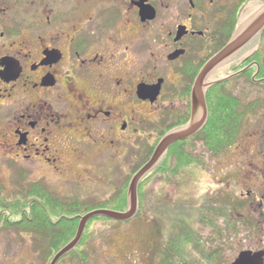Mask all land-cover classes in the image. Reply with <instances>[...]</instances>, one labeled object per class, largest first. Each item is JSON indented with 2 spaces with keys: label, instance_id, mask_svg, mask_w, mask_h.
I'll return each instance as SVG.
<instances>
[{
  "label": "flooded vegetation",
  "instance_id": "af4514ba",
  "mask_svg": "<svg viewBox=\"0 0 264 264\" xmlns=\"http://www.w3.org/2000/svg\"><path fill=\"white\" fill-rule=\"evenodd\" d=\"M177 1L165 6L157 0H0V101L7 102L0 105V117L7 118L0 147L17 177L10 196L0 185V234L25 229L41 264L44 222L36 219L50 215L45 203L58 202L59 195L45 177L31 180L35 171H64L73 157L82 161L92 153L104 159L103 168L107 160L108 167L122 170L126 156L140 146V113L134 107L173 105L169 121L154 123L156 147L191 118L190 76L231 40L246 6L264 3ZM260 36L262 43L264 30ZM152 45L165 50V65H157ZM144 54L150 61L141 65ZM250 67L240 76L247 77ZM173 76L189 82L168 88ZM159 84L155 100L140 97L141 86ZM13 201L25 205L12 213L5 204ZM11 247H5L6 257Z\"/></svg>",
  "mask_w": 264,
  "mask_h": 264
},
{
  "label": "rangeland",
  "instance_id": "374dc122",
  "mask_svg": "<svg viewBox=\"0 0 264 264\" xmlns=\"http://www.w3.org/2000/svg\"><path fill=\"white\" fill-rule=\"evenodd\" d=\"M157 1L165 6L178 3L177 0ZM260 38L261 36L259 40ZM259 40L257 50H264V40L262 43ZM152 46L156 48L157 65H165V50L161 51L157 46ZM103 48L100 46L101 51ZM257 50L246 53L211 74V84L214 85L210 87V100L213 91L219 85L226 84L223 90L231 94L232 98L250 106L245 109L247 115L240 124L236 139L223 151L215 152L207 148L202 137L195 138L197 134L177 142L185 143L183 149L188 155L187 163L183 166L180 161L176 162L171 157V168L175 166L179 170L162 174L159 167L169 151L166 153L139 184L138 211L135 217L128 222L91 220L84 231L79 244L81 246L76 247L74 255L65 256L58 264H159V256L165 243H168L170 236L176 234V224H179L177 221L180 219L186 220L196 239L202 243L206 255L205 264H210L209 260L213 258L214 252L218 253V256L213 264H232L242 252L264 251V83L253 81L258 78V72L249 78L248 75L240 76L244 69L236 70L245 58ZM147 56L148 54H144L141 57V65L150 61ZM120 68L123 69L121 66ZM123 71L125 72L124 69ZM199 72L200 70L196 69L189 81L193 78L196 82ZM171 79L168 88L173 84L185 87L189 82L184 83L175 76ZM123 100L125 110L130 111L132 103L127 101L126 95ZM2 104L6 105L7 102L0 101V105ZM208 106L210 115L212 107L210 103ZM134 108L140 113V146L139 150L134 151L139 161L135 162L136 154L127 155L122 170L116 171L112 166L108 167L107 160L102 162L106 163L104 168L100 166V160L104 159L92 153L90 158L82 161L73 157L71 167L64 171H35L31 180L45 177L55 187L56 194L59 195L58 200L63 203H46L45 208L50 212L46 220L53 229H49L47 225L45 229H49L51 233L57 232L61 220L70 217L67 216L68 206L77 201V198L83 204L96 208L112 200L119 190L130 185L134 171L141 169L145 162L151 160L161 141L153 148L156 144L153 137L158 133L154 129V123L159 124V120L163 121L165 118L169 121V115H173V105L162 106L157 110H151L147 106ZM4 117H0V133L6 131L7 118ZM172 119L175 118L172 116ZM187 124L188 122L177 128ZM4 139L0 137V142ZM3 157L5 154L0 147V185L5 187L3 195L10 196L14 194L12 187L17 177L10 172L9 162ZM214 210L217 211L214 213ZM227 210L232 211L231 218L222 214L228 213ZM118 212H126V208ZM203 216L214 219L217 229L212 224L207 226ZM76 229L78 231V228ZM24 230L5 231L0 234V264H41L40 252L33 249L34 238ZM44 242L48 241L44 239ZM9 243L12 246L11 254L6 257L5 247ZM55 256L48 260L43 258L42 264H51ZM193 256L197 259L199 255L193 253ZM200 260L198 258L195 261Z\"/></svg>",
  "mask_w": 264,
  "mask_h": 264
},
{
  "label": "trees",
  "instance_id": "16d2710c",
  "mask_svg": "<svg viewBox=\"0 0 264 264\" xmlns=\"http://www.w3.org/2000/svg\"><path fill=\"white\" fill-rule=\"evenodd\" d=\"M237 29V28H236ZM235 31V29H234ZM232 33L230 34L229 38H231ZM223 47V46H222ZM250 64H254V66L249 68V71L246 72V75H248L249 78H251V75H255L257 72L258 78H264V50H257L254 54L251 56L245 58L241 64V66L237 67L236 70L246 69ZM202 66L198 68V70H201ZM225 85H219L217 88H220L217 90V88L212 93V98L209 101L210 106L212 107V112L209 115V118L205 124V126L202 128V130L195 136V138L202 137L205 140V145L207 148L211 151H223L226 146H229L235 137L238 136L240 124H242V120L247 115V111L245 110L246 107L250 106H241L240 102L234 98H232L231 94H228L227 91L223 90ZM252 107H255L252 105ZM242 109V110H240ZM188 120H186L184 123H187ZM167 132L164 133V135ZM160 140H158L159 142ZM157 142V143H158ZM184 144L183 142L177 143L173 145L169 152L167 153V156L165 157L164 161L162 162L161 166L159 167V171L162 174H171L175 172L176 170H179V168H176L173 166L171 168L170 159L171 157L175 159L176 162L180 161L179 163L184 166V164L188 161V155L184 152ZM155 148V147H153ZM147 162H145L146 164ZM140 169H136L134 171V175L139 171ZM174 170V171H172ZM172 171V172H171ZM131 181V180H130ZM129 186V184H128ZM128 186L126 188L121 189L118 191V194L112 200L106 201L103 205L100 207H94L90 205L83 204L79 198H77V201L72 202L71 205L68 206L67 209V216L70 217H64L62 219L60 224V229H57V232L51 233L49 229H53V226H50V224L47 222L48 220L44 219L43 221L41 219H36V222L38 224H41L44 222L43 232H46L43 234L44 239L48 242H45V249H44V258L46 260L51 259L56 254H58L64 247H66L74 238L76 235V228L79 226V221L81 216H85L86 214L94 211L95 209H108L113 211H123L124 208L127 206V191ZM58 202L62 203V201ZM63 204V203H62ZM61 204V205H62ZM8 208H11L10 210L12 213H17L20 208L23 206L24 203H18L14 202L11 204H5ZM30 205V203H28ZM38 206V204H35ZM50 205V204H48ZM46 206V203H45ZM53 206V204H52ZM64 206V205H62ZM22 210V209H21ZM217 210H214V213ZM228 213H223L228 216V218H231L230 212L231 210H227ZM226 217V219H228ZM203 221H205V224L208 226V224H212L213 227H216L214 219L210 217L203 216ZM94 220H107V218L104 217H97ZM92 220V221H94ZM210 220V221H208ZM186 220L180 219L177 221L176 224V234L170 236L168 243H165L164 249L161 252V255L159 256V264H205L206 262L204 259V248L202 243L196 239V235L193 233V230L189 228V225L185 222ZM181 223H183L181 225ZM49 224V225H48ZM49 226V229H45V226ZM36 228V227H35ZM217 229V227H216ZM49 243V244H48ZM81 245H78L77 247H80ZM190 249V250H189ZM77 250V249H76ZM196 253L198 258H200V261H195L197 259H194L193 253ZM75 251L71 252L68 256L74 255ZM206 256V255H205ZM213 258L209 260L210 264H213L216 260V256H218V253L212 254ZM64 260V258L62 259Z\"/></svg>",
  "mask_w": 264,
  "mask_h": 264
},
{
  "label": "water",
  "instance_id": "95a60500",
  "mask_svg": "<svg viewBox=\"0 0 264 264\" xmlns=\"http://www.w3.org/2000/svg\"><path fill=\"white\" fill-rule=\"evenodd\" d=\"M231 40L202 68L197 76L191 95L192 114L186 126L177 128L160 139L153 157L134 175L127 191L126 212H116L108 209L94 210L81 216L75 239L64 247L53 259L51 264H58L65 256L73 252L80 244L88 223L97 218L104 217L113 221L128 222L138 211V187L140 182L159 164L168 149L175 143L187 140L198 134L206 124L209 115V100L211 74L228 63L257 50L259 37L264 30V3H252L243 11L241 20ZM216 84V83H215ZM160 84L155 88L141 86L142 99H156L159 95ZM232 264H264V251H245L240 253Z\"/></svg>",
  "mask_w": 264,
  "mask_h": 264
}]
</instances>
